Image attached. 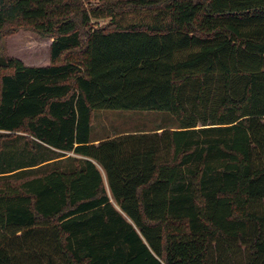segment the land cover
<instances>
[{"label": "trees", "instance_id": "obj_1", "mask_svg": "<svg viewBox=\"0 0 264 264\" xmlns=\"http://www.w3.org/2000/svg\"><path fill=\"white\" fill-rule=\"evenodd\" d=\"M20 31L51 42L0 61V264H264V0H0ZM134 110L177 127L90 143Z\"/></svg>", "mask_w": 264, "mask_h": 264}, {"label": "rangeland", "instance_id": "obj_2", "mask_svg": "<svg viewBox=\"0 0 264 264\" xmlns=\"http://www.w3.org/2000/svg\"><path fill=\"white\" fill-rule=\"evenodd\" d=\"M86 9L98 5L99 0H82ZM93 27H105L108 20H93ZM49 40H40L34 34L20 31L12 37H6L0 33V61L5 55L21 58L25 64L32 66H44L48 63ZM161 126L177 127V121L165 112L150 111H96L94 114L91 137L107 135L120 131L121 133H133L136 131H149ZM199 128V126H198ZM20 150L24 146L21 137L10 147ZM4 150L6 152L7 145ZM68 156H72L69 154ZM104 178V175H103Z\"/></svg>", "mask_w": 264, "mask_h": 264}, {"label": "crops", "instance_id": "obj_3", "mask_svg": "<svg viewBox=\"0 0 264 264\" xmlns=\"http://www.w3.org/2000/svg\"><path fill=\"white\" fill-rule=\"evenodd\" d=\"M172 127H167V126H161V127H158L156 129H153V130H149V131H136V132H133V133H121L120 131H117V132H113L111 134H107L104 136L103 135H99V136H96L94 138L91 137V133H90V143L91 144H98L102 141H106V140H109V139H114V138H117V137H120V136H123V135H129V134H144V133H154V132H161L163 130H169L171 129ZM104 179V182H105V185H106V180L105 178Z\"/></svg>", "mask_w": 264, "mask_h": 264}]
</instances>
